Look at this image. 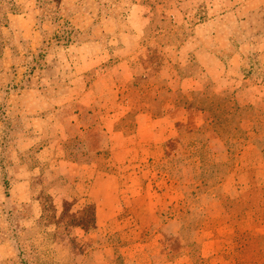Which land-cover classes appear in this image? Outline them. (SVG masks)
Wrapping results in <instances>:
<instances>
[{
	"label": "crops",
	"instance_id": "1",
	"mask_svg": "<svg viewBox=\"0 0 264 264\" xmlns=\"http://www.w3.org/2000/svg\"><path fill=\"white\" fill-rule=\"evenodd\" d=\"M13 1L19 13L8 15L0 39V186L11 188L4 202L12 229V207L35 196L22 232L39 223L50 227L43 232L96 235L126 201L122 183H131L122 182V164L135 176L170 151L181 129H206L205 99L230 96L264 114V0H122L133 10L122 19L111 14L114 0H63L87 10L62 18L70 29L64 37L36 17L32 1ZM159 22L176 29L152 31ZM141 79L148 91L137 87ZM247 147L259 152L250 139L240 151ZM230 169L227 184L238 163ZM117 245L122 264L143 259L132 252L146 246ZM83 257L81 264L111 262L98 251ZM190 263L184 255L168 264Z\"/></svg>",
	"mask_w": 264,
	"mask_h": 264
},
{
	"label": "rangeland",
	"instance_id": "2",
	"mask_svg": "<svg viewBox=\"0 0 264 264\" xmlns=\"http://www.w3.org/2000/svg\"><path fill=\"white\" fill-rule=\"evenodd\" d=\"M28 1L35 5L36 17L50 20L54 32L59 31L61 37L67 36L70 30L62 18H72L77 12L87 14L86 9L65 6L63 0ZM114 1L110 11L117 18L122 19L133 11L122 8V0ZM13 2L0 0V39L8 15L19 13ZM150 14V9L141 10L144 17ZM160 27L176 29L160 22L151 29L156 28L157 32ZM137 87L148 91L143 79ZM221 107L211 110L220 124L210 125L212 114L207 112L210 122L206 127V131L212 129L220 137L211 132L212 140L209 134L203 133L204 129L202 132L181 129L180 135L170 143V151L160 153L156 165L146 162L147 166L135 175L137 180L133 167L127 169L122 164L125 176L122 182L131 183L130 186L122 183L126 201L122 202V210L110 219V225L102 226V232L96 235L83 238L70 229L66 231L67 228L61 233L43 232L50 227H40L39 223L22 232L21 216L25 212L32 215V210L37 208L35 196L33 202L22 201L21 206L12 207L15 225L20 231L12 229L5 217L4 202L11 188L0 186V264H81L85 252L94 256L95 251L98 255L108 254L111 260L108 264H122V249L120 256L117 245L122 241L146 246L132 252L137 255V261L139 253L142 255L139 264H148L150 253L154 256L150 264H168L184 255L189 257L190 264H264V155L251 147L240 151L248 138L255 141L264 137V121L260 120L261 114L254 119L256 114L249 108ZM251 118L253 122L244 121ZM132 123L133 116H130L125 125L131 129ZM245 126L250 128L248 132ZM232 163H238L239 169L234 183L227 184ZM170 183L174 187L166 191ZM34 190L37 195L38 189ZM107 228L111 232L105 234L103 229ZM106 240L116 244L114 249L89 251L93 245H102ZM95 261V264H106L99 258Z\"/></svg>",
	"mask_w": 264,
	"mask_h": 264
},
{
	"label": "trees",
	"instance_id": "3",
	"mask_svg": "<svg viewBox=\"0 0 264 264\" xmlns=\"http://www.w3.org/2000/svg\"><path fill=\"white\" fill-rule=\"evenodd\" d=\"M17 9V8H16ZM13 14V13H12ZM204 99H202V101H203ZM205 103H206V105L204 106V108H205V110L207 111V112H210L211 113V110H217L218 108H220V109H222V105H224L225 107L227 106V105H231L233 108L235 107V108H238V109H240V110H242V109H244V108H249L250 110H252L253 112H254V114H256V116L255 117H253L254 119H256V118H258V116L260 115V112H256V110H254L253 108H251V107H244V108H239V107H237V106H235V105H233L232 104V100H231V97L230 96H216V97H212V98H209V99H205ZM212 114V113H211ZM261 117H264V114H261V116H260V120H262V118ZM253 118H251V120H249V119H244V121H246V122H253L254 121V119ZM222 120V119H221ZM211 121H213L212 123H210V125H212L213 127H214V125H218V124H220L219 122H221L220 120H219V118H217L216 117V114H212V120ZM219 121V122H218ZM262 121H264V120H262ZM255 128H258L257 126L255 127ZM244 129L246 130V132H248V130L250 129L248 126H245L244 127ZM256 131H258V129H256ZM208 132H210V133H208ZM211 132H213V130L212 129H209V131H206V129H204V134H209V136L210 137H213V135L211 134ZM214 133V132H213ZM214 135L215 136H217V137H220V136H218V134L216 133H214ZM244 135V134H243ZM246 135V134H245ZM247 136V135H246ZM222 137V136H221ZM264 141V137H261V138H257L255 141H254V143H255V145H256V147H257V149L259 150V152L262 154V155H264V148H261V143H262V141ZM248 140H249V138H248ZM247 140V141H248ZM261 141V142H260Z\"/></svg>",
	"mask_w": 264,
	"mask_h": 264
}]
</instances>
